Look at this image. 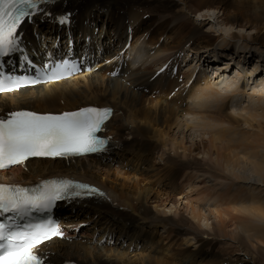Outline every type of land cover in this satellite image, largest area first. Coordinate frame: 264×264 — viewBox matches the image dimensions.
<instances>
[{
  "label": "bare ground",
  "instance_id": "bare-ground-1",
  "mask_svg": "<svg viewBox=\"0 0 264 264\" xmlns=\"http://www.w3.org/2000/svg\"><path fill=\"white\" fill-rule=\"evenodd\" d=\"M236 2L201 0L197 10L203 12L201 15L207 21L210 12L222 11L225 25L243 26L240 21L244 19L253 22L255 12L246 11L256 9L255 3ZM191 4L194 5V0H58V12L72 13L70 25L77 56L72 42L67 56L51 53L52 58L78 59L85 71L60 83L21 89L0 97V108L6 110L60 113L96 106L111 107L114 111L103 132L113 139L103 154L75 159L38 158L28 162V171L16 167L10 173H0V182L28 185L44 178L67 177L95 185L106 193V198L61 203L57 207L56 216L60 217L58 221L66 239L55 238L47 243L45 255L54 263L253 264L252 258L234 262L209 254L204 249L212 246L202 237L205 232L184 217L177 221L178 213L173 207L153 202L158 196L153 194L155 183H147L149 180L160 178L165 171L168 183H174L182 173L204 167H200L196 158L190 160L193 158L185 144L188 133L197 137L208 135V146L204 140L196 144L197 154L207 150L211 157L215 156L216 164L231 177L219 174L221 181L231 180L234 187H246L243 201L237 203L243 217L233 218L234 230L230 233L240 246L237 251L250 258L244 240L264 244V96L250 97L253 107L248 116L236 118L228 112L233 104L229 106L227 98L223 100L219 90L213 89L222 83L227 86L229 80L210 82L209 69L219 60H211L213 65L207 69L181 70L190 53L202 57L213 47L215 54L226 50L232 59L243 57L245 63L247 54L253 50L260 52L262 58L264 37L248 41L234 34L232 40L215 45L217 40L209 32L199 27L186 29L185 12ZM57 25L54 20L41 22L39 18L33 24L25 23L24 42L34 45L33 35L39 33L44 51L53 52L54 44H47V40L55 35L65 38L64 28L60 30ZM170 34L173 38L166 36ZM44 38L47 40L43 41ZM161 38L166 42H161ZM34 54L25 51L29 58L32 55L31 60L43 64L46 56ZM86 57L91 61L100 58L108 67L92 73L94 66ZM14 59L18 61V56ZM166 65L161 73L160 69ZM244 69V65L238 64V73L232 78L236 89L231 90L236 96L242 95L246 87L248 74L244 76ZM260 70L255 66L249 76ZM236 100L238 104L239 99ZM112 154L118 158L113 159ZM155 156L162 159L165 156V165L156 167ZM117 163L131 166L129 172L121 175L124 177L121 185L111 180ZM115 171L117 174L121 170ZM150 203L157 209L163 208V212L149 210ZM81 215L85 219L81 220ZM191 217L198 223L207 219L198 211H192ZM83 223L90 224L86 231L92 238L90 242L77 237ZM193 245H200L197 252L188 249Z\"/></svg>",
  "mask_w": 264,
  "mask_h": 264
},
{
  "label": "snow or ice",
  "instance_id": "snow-or-ice-1",
  "mask_svg": "<svg viewBox=\"0 0 264 264\" xmlns=\"http://www.w3.org/2000/svg\"><path fill=\"white\" fill-rule=\"evenodd\" d=\"M58 0H0V97L13 94L25 84L3 72L7 58H19L32 66L25 55V23L54 20L68 27L72 13L58 12ZM39 38V33H36ZM72 41L69 39V45ZM167 68H161L164 72ZM85 71L67 58L53 59L46 53L39 79L29 84H55ZM175 72V69L172 70ZM159 75V73H157ZM114 114L111 107L86 106L60 113L0 108V173L20 167L28 171L33 158H71L108 151L112 137L102 133ZM106 198L98 187L67 177L44 178L31 185L0 182V264H54L45 255L47 243L66 239L54 210L61 203ZM64 264H74L65 261Z\"/></svg>",
  "mask_w": 264,
  "mask_h": 264
},
{
  "label": "rangeland",
  "instance_id": "rangeland-1",
  "mask_svg": "<svg viewBox=\"0 0 264 264\" xmlns=\"http://www.w3.org/2000/svg\"><path fill=\"white\" fill-rule=\"evenodd\" d=\"M200 1L201 0H194V5L191 4L187 7L185 12L186 19H184L185 21L184 23L186 24V29L187 26L190 28L199 27L202 31L207 33L209 32L217 40L215 45H218V43L223 42L225 40L227 41L232 40L231 36L234 34L240 35L242 37L244 36L248 41L253 40L254 37H259V36L264 37V0H234V1H238L236 3H240L242 1L252 5L253 3H255V6H257L256 9L253 8L252 10L249 11L248 8V10L246 11L247 13L255 12V15L257 16V17L255 16V20L254 19L252 20L253 22L250 21L252 25L251 23H247V21L244 19L245 22H243L244 20L243 21L241 20L242 24L240 21V25L243 26H239V24L237 25L223 24L222 21L224 19V16H223V12L220 10H214L213 13L212 12H210V14L208 13L210 17L209 20L207 21V19H204L202 17L203 12L199 13V10H197ZM249 6L250 5H247L246 7ZM57 26L59 27L60 30L64 28L65 38L61 35H55L53 36L54 37L53 39H49V40L44 38L43 41L47 40L48 41L47 44L50 45L54 44L55 47L54 51L49 53H53L54 55L63 54L67 56L70 51L69 39H71V41L74 44V48H73L74 55L77 56V52H75V40L72 34L71 25H69L68 27H63L60 25ZM166 36L167 37L171 36L173 38L171 34ZM33 37H34V45L24 42L27 52L31 54L35 53L34 55H36L37 53L39 57L46 56L47 52L44 51L41 45L43 42H41L42 38L40 37V35L39 38L35 34L33 35ZM160 41L166 42V39L161 38ZM66 45L67 47L65 49L64 47ZM215 49L216 48L213 47L211 51H209L206 55L202 57H199L195 53H190V54L188 53L189 54V57L187 58L188 61H186V63H183L184 66L181 67V70L182 72H186L187 70H189V68L191 69L190 71L194 69L196 70L197 68L207 69L208 66L213 65L211 60L213 61L219 60L218 62L214 63V68L211 67L209 69L210 82L214 84L220 82L223 79L229 80V82L227 86L223 85V83L220 84L219 86H222V89H219V86H214L213 89L216 92L219 90L218 92L220 95H222L223 100L227 98V100L229 101V106L233 104L232 107L230 106V108H228V112L232 116L236 118L246 117L248 116L247 113L248 110L253 107L250 102V97L255 98L259 95L264 96V60H263L264 56L262 55L261 58L260 52H258L257 50H253L251 51V54H247V59H244L247 61V63H245L242 61L243 57L242 58L236 57V59L235 58L232 59V56L229 55L230 52L226 50H224L223 52V50H220L218 54H215L213 52V50ZM199 52H204V51H199ZM30 58H32V55ZM36 59L41 61V58L40 59L36 58ZM86 60L94 66L92 73H95L99 69L108 67L107 63L106 64L105 62L102 63L100 58L97 61L94 59H92L91 61L88 60V58ZM238 64L245 66L244 76L247 74L249 76V73L251 72L250 70L255 68V66H259L261 69L260 72L256 73L253 76H249V77L246 76V78L248 79H246V87H244L243 93L242 95H240L241 98L240 96H236V93L233 92L236 89V87L235 85H233L234 83H232L234 81V79L232 78H234L236 76V73H238L236 72V69L238 70ZM230 66L231 68H229L230 70L227 72V69ZM120 77L121 76L119 74V77L117 78ZM45 86H49V85H45ZM236 98L239 99L238 104H237L238 100H236ZM257 112H259V110H257ZM258 121L260 120L258 119ZM243 129H247V127L243 125ZM208 139H209L208 135H205V137L203 136L197 137L195 135H190L189 133L186 135L185 144L186 147L191 152L190 153L191 158H193L190 160L195 161L194 159L196 158L198 162H201L200 167L203 166L204 167L202 169L196 167V171L190 170L182 173L181 175L178 176L177 180L174 183H172L171 181L170 183H168L169 180L165 178L166 177V174H164L165 171L162 172V175L160 177L161 179L156 178L154 180L153 178L151 182L149 180L147 183H155L156 185L153 188V194L155 195V197L158 196V199H153V202L155 201L158 202V205L165 204L167 208L173 207V211H177L178 213L176 219L177 221H179L184 217L190 220L194 225H196L195 227L197 229L201 230L202 232H205L206 234L203 235L202 237L206 241L210 242V245L212 246L210 248L204 249L209 254L211 253L217 254L225 261L231 260L236 262L238 259H240L242 260V262H245L246 260L248 261L249 259L251 260L252 258L253 264H264V244L258 242L251 243L250 241L244 240L243 242L244 246L250 251V258H247L245 257V254L243 252L237 251L240 250L239 248L240 246L238 245L237 241L232 236H230V233L234 230L235 222L233 218L243 217L240 214V208L237 203L239 201H243V194H245L246 192L245 191L246 187L245 186L234 187L231 184V180L227 181L224 179L223 181H221L219 178L220 177L219 174L221 175L224 174L230 179L231 177H229V175H227V173L223 171L221 165L216 164L215 156L211 157V155L207 153V150L206 151L202 150L203 154H197L199 151L197 150L196 144H201L202 140H204V142H206V146H208ZM110 156L113 157V159L115 160L118 158V155L112 154ZM165 158H166L165 156L163 157V159L160 156H155L154 164H156V167L160 165L164 166ZM122 165L120 164L118 166L117 163L116 167L114 168L115 170L118 169V171L121 170L119 173L116 174V171L112 170V172L114 173L111 180L116 182V185H121L123 183L124 177H122L121 175L124 176V174L127 171L129 172V170L131 169V166H129L128 164H122ZM207 168H210L214 171H212V173H209ZM175 169L176 168H174L173 170L175 171ZM176 171L178 172L177 169ZM217 171L219 173H214ZM220 171L221 172L223 171V173H220ZM121 172L122 174H120ZM115 175L116 176L119 175V176L116 179H114L116 177ZM171 184L173 186H171ZM114 205L117 206L116 204ZM117 208H121V207H117ZM148 209L154 211L155 213L163 212L164 210L161 207H158L157 209L154 203H150L148 205ZM192 211L200 212L202 216L207 219L204 221L202 220L200 223H198V221L192 219L191 217ZM68 212L69 210L66 211V213ZM167 215L169 216L171 215L170 217H175L173 213L171 214L168 213ZM59 218L57 217V219ZM80 219L81 220L85 219V216L81 215ZM89 227L90 224L83 223L80 226V228L77 230V235H78L77 237H80L82 241L85 240L90 242V240L92 239L88 237V232H86ZM199 248L200 245H193L188 247V249L194 250L195 252H197ZM54 264H60V263H54Z\"/></svg>",
  "mask_w": 264,
  "mask_h": 264
}]
</instances>
